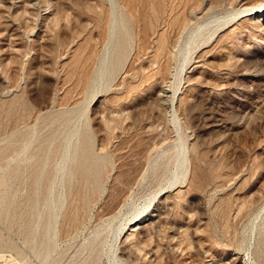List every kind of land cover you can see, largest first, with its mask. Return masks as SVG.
I'll return each instance as SVG.
<instances>
[{"label":"rangeland","instance_id":"1","mask_svg":"<svg viewBox=\"0 0 264 264\" xmlns=\"http://www.w3.org/2000/svg\"><path fill=\"white\" fill-rule=\"evenodd\" d=\"M263 2L0 0V264H264Z\"/></svg>","mask_w":264,"mask_h":264},{"label":"bare ground","instance_id":"2","mask_svg":"<svg viewBox=\"0 0 264 264\" xmlns=\"http://www.w3.org/2000/svg\"><path fill=\"white\" fill-rule=\"evenodd\" d=\"M252 11H254V13H256L257 15H262L264 17V2L258 6L253 7ZM121 21H122L121 26L122 27L124 26V28H126V26L123 23V17H121ZM116 28H117L116 20H115V17H113L112 22H111V33L109 34L110 37L108 41L106 42L104 53L101 59V64L96 71L95 77L93 78V80L95 79V81L101 78L103 74L105 73L107 69V61L110 58V56L114 54L115 58L117 59L119 58L118 53H120V50H121L120 47L122 46V42L124 39H123V34L120 33L119 30L116 31ZM205 29L206 27L203 24H196L190 27L186 35L187 42L184 45V47H182L185 52L189 50L192 43L196 42L197 44H199L205 40L206 33H207L206 32L207 29L206 30ZM163 91L166 92L167 89L163 88ZM85 133L87 134V130L85 131ZM88 138H89L88 140L89 143L87 144V146H84L81 140V133L80 131H78V128H75L74 130H72L67 135V137L64 139L62 157H61L58 167L56 168L59 169L60 171L66 170L69 175H73L74 170L71 171L69 168H67L66 164L69 160H75L76 161V171H81L85 173L86 175L90 176L93 181L96 182L98 181L99 173L101 170V165L104 162L105 156H98L93 152L91 137L89 136ZM47 159L48 158L45 157L44 159L38 162L36 169L38 170L39 174H41ZM184 160H185V154L183 151V144L182 142H179L178 149L176 150V153H175V164L176 165H175V168L173 169V173H175V171H177L183 165ZM60 205H61V202H60ZM133 207L134 206H132V208ZM144 215H145L144 213L141 214V212H139L137 213V215L133 217V221L131 223L133 224L131 228L132 231H130L129 233H126V235L132 234L135 232V230L141 229L139 228L141 226L139 224L144 220L145 218V217L143 218ZM129 225L127 222L125 223L124 226H122V229L124 230V232H126L127 229H129Z\"/></svg>","mask_w":264,"mask_h":264}]
</instances>
